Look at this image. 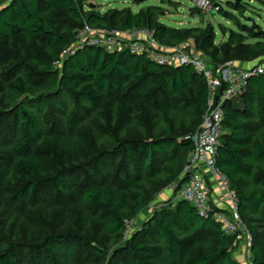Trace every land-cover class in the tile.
<instances>
[{"label": "trees", "instance_id": "obj_1", "mask_svg": "<svg viewBox=\"0 0 264 264\" xmlns=\"http://www.w3.org/2000/svg\"><path fill=\"white\" fill-rule=\"evenodd\" d=\"M86 1L0 0L2 197L22 211L46 186L57 197L73 194L74 175L87 182L72 205V226L60 228L64 207L45 210L40 218L49 235L28 253L13 244L0 252V264H61L57 251L72 245L103 264H245L234 254V237L177 196L193 150L190 137L201 127L211 97L204 75L191 65L165 66L128 50L85 46L63 59L61 54L86 23L121 31L146 28L162 45L189 44L215 67L264 55V34H245L244 25L216 43L211 23L170 26L159 21L163 9L157 5L104 13ZM223 12L221 6L218 13ZM11 108L16 128L5 121ZM223 127L217 167L237 193L239 215L254 235V262L264 264L263 75L252 77L225 104ZM72 135L76 146L60 144ZM169 189L173 198L125 238L126 221ZM86 211L96 218L91 227ZM111 239L124 241L114 256Z\"/></svg>", "mask_w": 264, "mask_h": 264}, {"label": "built area", "instance_id": "obj_2", "mask_svg": "<svg viewBox=\"0 0 264 264\" xmlns=\"http://www.w3.org/2000/svg\"><path fill=\"white\" fill-rule=\"evenodd\" d=\"M195 6L205 14L218 12L221 4L212 0H194ZM85 46L102 47L110 52L130 51L133 54L147 53L152 59L165 66L191 65L206 78L211 94L208 110L201 127L191 135L193 150L185 167V182L178 191V198L189 201L202 217L213 218L221 225L226 235L234 237L235 244L246 243L250 250L245 264H255L252 254L254 235L239 215V198L232 189L227 176L217 167V153L224 133L225 104L245 91L254 76H264V55L254 59L229 61L217 67L187 43L175 47L162 45L146 28L98 29L88 23L77 33V41L61 54L62 59L74 55ZM61 61L55 62L60 66ZM225 84V88L220 91ZM213 177L223 191L228 209L211 197L208 177ZM138 218L126 221L125 238L140 231Z\"/></svg>", "mask_w": 264, "mask_h": 264}, {"label": "rangeland", "instance_id": "obj_3", "mask_svg": "<svg viewBox=\"0 0 264 264\" xmlns=\"http://www.w3.org/2000/svg\"><path fill=\"white\" fill-rule=\"evenodd\" d=\"M212 1L221 4L225 12L222 14L218 12H213L209 15L205 14L201 10L199 11V8L197 9L194 0H88L86 3H91V6L97 7V11L104 13L123 7H130L134 11H139L157 5L163 9V14L160 16L159 21L167 25L184 28L197 25L204 26L207 23H211L216 32V43L227 41L232 31L242 32L241 26L244 25L246 27L245 34L249 33L248 29H251L253 33L264 34V0ZM235 4H239V10L234 8L233 5ZM228 13L233 15V17L231 18ZM11 110L12 108L8 110L10 113L5 117V121L10 124L12 128H16L13 126L14 124L15 126L17 125L13 122L14 118L12 117ZM1 111L2 103L0 98V112ZM55 134L56 133H54L50 139L58 137ZM77 141V137L72 135L71 139H61L60 144L64 146H76ZM2 172H4V169ZM70 181L73 183L72 195L60 192L59 196L55 197L52 185L46 186L40 191L34 204L24 206L22 211H18V208H14L11 204H8V200L2 197L3 193L0 189V233L3 236V238L0 239V252L11 248L13 244H18L19 248L27 249L25 251L27 252L30 249V245L44 241L46 236L49 235V231L41 224L42 221L40 218L45 210L50 212L55 207H64L65 211L61 218L60 228L72 226V205L79 203L78 198L81 195V190L86 187L82 184H86L87 182H84V178L79 175H74ZM212 191L213 189H211V192ZM173 196L172 189L161 193L157 200L140 214L138 217L139 225L143 227L157 207L167 203ZM86 216L89 218V227H91L96 218L87 211ZM103 235L106 234L103 233ZM123 243L124 241L122 240L121 242L115 241L114 239L109 240L111 255H116ZM260 243L264 252V237L260 240ZM74 248V245H72L57 251L61 264L104 263L102 259L97 260L93 256L87 255L84 249L78 247L76 250ZM249 250L250 247L246 243H241L235 249L234 254L240 261L246 263Z\"/></svg>", "mask_w": 264, "mask_h": 264}, {"label": "crops", "instance_id": "obj_4", "mask_svg": "<svg viewBox=\"0 0 264 264\" xmlns=\"http://www.w3.org/2000/svg\"><path fill=\"white\" fill-rule=\"evenodd\" d=\"M208 182L211 185V189H213V191L211 192L212 199L215 202L221 203L223 206V209H228V203L227 202L224 203L225 200L223 199V191L220 189L217 181L213 177L209 176ZM242 247H241V249H242Z\"/></svg>", "mask_w": 264, "mask_h": 264}]
</instances>
